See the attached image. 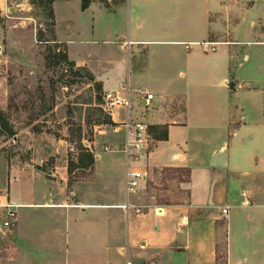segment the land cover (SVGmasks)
Instances as JSON below:
<instances>
[{"label": "crops", "instance_id": "crops-1", "mask_svg": "<svg viewBox=\"0 0 264 264\" xmlns=\"http://www.w3.org/2000/svg\"><path fill=\"white\" fill-rule=\"evenodd\" d=\"M52 8L68 60L129 105L112 106L114 124L95 127L93 166L71 185L67 164L45 172L0 155V204L16 213L0 235V264H264V0ZM127 117L152 137L128 162ZM131 164L144 174L134 194L124 189Z\"/></svg>", "mask_w": 264, "mask_h": 264}, {"label": "rangeland", "instance_id": "rangeland-1", "mask_svg": "<svg viewBox=\"0 0 264 264\" xmlns=\"http://www.w3.org/2000/svg\"><path fill=\"white\" fill-rule=\"evenodd\" d=\"M42 1L7 0L0 9V109L16 131V141L0 135V155L10 164H30L46 172L68 161L77 163L94 140L95 127L110 125L101 122L111 109L89 71L62 59L64 47L53 40L52 19ZM71 11L73 6L63 14ZM78 176L85 173L74 170L72 177ZM4 217L0 204V221Z\"/></svg>", "mask_w": 264, "mask_h": 264}, {"label": "built area", "instance_id": "built-area-1", "mask_svg": "<svg viewBox=\"0 0 264 264\" xmlns=\"http://www.w3.org/2000/svg\"><path fill=\"white\" fill-rule=\"evenodd\" d=\"M204 45H211L210 49H214V42H202ZM153 96L152 93H145L146 99H151ZM124 105L128 108L129 100L127 98H121L117 94L108 93L105 96V107L111 108L114 105ZM125 128V139L123 142V152L127 159V162L130 160H137L141 155H144L150 148L152 142L151 134L148 132L147 126L142 122H135L130 120L128 117L123 122ZM144 174L137 169L130 168L126 166V171L124 175V189L128 194H134L139 192L140 185L139 181L143 179ZM5 212V217L0 221L1 232L4 233L5 230L9 229L16 218L15 210L10 209L9 205ZM123 209L128 212L132 210L134 213H141V206L131 205L128 201H125L122 205ZM229 207L226 205L221 208V216L223 220H226L228 217ZM125 264H130L126 260ZM148 264H154L150 262Z\"/></svg>", "mask_w": 264, "mask_h": 264}, {"label": "trees", "instance_id": "trees-1", "mask_svg": "<svg viewBox=\"0 0 264 264\" xmlns=\"http://www.w3.org/2000/svg\"><path fill=\"white\" fill-rule=\"evenodd\" d=\"M54 0H44L42 1L43 3L46 4L47 9H48V14L52 19V25L53 23V8H52V3ZM89 3V0H81V6L82 8H85ZM55 40V38L53 39ZM62 59L67 62L70 65L75 66V64L72 61L68 60L67 55L63 51V54H61ZM82 68V67H81ZM89 79L90 81H93L95 85H97V89H101V85L99 82L95 81L93 78L92 74L89 72ZM102 124H110L113 125L114 122L110 118V116L101 122ZM149 129H152L154 132L156 138H165L167 136L166 128L165 129H160L157 126H151ZM16 134V131L14 129L13 124L8 120L5 112L0 109V135L5 136V137H13ZM7 158V157H6ZM8 160V158H7ZM94 162V155L93 153L88 149V148H83L82 152L79 154L77 163H74L73 161H68L67 163V172L69 175L68 183L71 185V183L78 177H72V174L74 173L75 169H80L83 173H85V170L90 169L93 166Z\"/></svg>", "mask_w": 264, "mask_h": 264}, {"label": "water", "instance_id": "water-1", "mask_svg": "<svg viewBox=\"0 0 264 264\" xmlns=\"http://www.w3.org/2000/svg\"><path fill=\"white\" fill-rule=\"evenodd\" d=\"M12 139H13V141H16V136L14 135V136L12 137ZM0 235H2L1 229H0Z\"/></svg>", "mask_w": 264, "mask_h": 264}]
</instances>
